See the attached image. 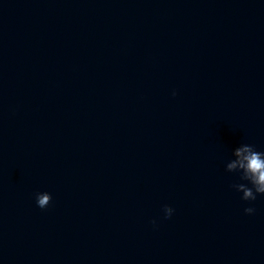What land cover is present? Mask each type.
I'll list each match as a JSON object with an SVG mask.
<instances>
[{
	"label": "water",
	"instance_id": "1",
	"mask_svg": "<svg viewBox=\"0 0 264 264\" xmlns=\"http://www.w3.org/2000/svg\"><path fill=\"white\" fill-rule=\"evenodd\" d=\"M241 144L264 0H0V264H264Z\"/></svg>",
	"mask_w": 264,
	"mask_h": 264
},
{
	"label": "clouds",
	"instance_id": "2",
	"mask_svg": "<svg viewBox=\"0 0 264 264\" xmlns=\"http://www.w3.org/2000/svg\"><path fill=\"white\" fill-rule=\"evenodd\" d=\"M176 95L175 91L172 93ZM235 159H232L226 165L228 172H236L240 174V180L247 181L245 183H237L232 185L238 192H242L241 197L244 201H255L257 195H264V152L257 151L254 145L241 144L233 150ZM51 194L48 192L37 193L36 202L41 209L46 208L51 202ZM165 219L171 218L174 209L168 205L164 206ZM246 214H253L255 209L247 207L244 209ZM156 222L153 221V224Z\"/></svg>",
	"mask_w": 264,
	"mask_h": 264
}]
</instances>
